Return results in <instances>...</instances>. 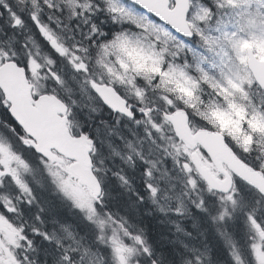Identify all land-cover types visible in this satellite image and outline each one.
Returning a JSON list of instances; mask_svg holds the SVG:
<instances>
[{"label":"snow or ice","instance_id":"6c2138e0","mask_svg":"<svg viewBox=\"0 0 264 264\" xmlns=\"http://www.w3.org/2000/svg\"><path fill=\"white\" fill-rule=\"evenodd\" d=\"M0 111V264H264V0H0Z\"/></svg>","mask_w":264,"mask_h":264},{"label":"trees","instance_id":"16d2710c","mask_svg":"<svg viewBox=\"0 0 264 264\" xmlns=\"http://www.w3.org/2000/svg\"><path fill=\"white\" fill-rule=\"evenodd\" d=\"M148 224H149V226H150V228H151L152 235H153L154 237L157 238V231H159L160 234H161V233H163V234H165V235L168 234V228H167V227H164V226H159V228H158L157 226H158L159 224L156 222L155 219H151V220H149V221H148ZM211 226H212V224H210V223L203 222V221L201 222V228H202L203 230H205V232H206V234H207L208 236H210L209 241H210L211 243H215L216 246H217V250H219V249H220V242H218L217 239L215 238V236L213 235V233H212V229H211ZM158 238H159V237H158Z\"/></svg>","mask_w":264,"mask_h":264},{"label":"rangeland","instance_id":"374dc122","mask_svg":"<svg viewBox=\"0 0 264 264\" xmlns=\"http://www.w3.org/2000/svg\"><path fill=\"white\" fill-rule=\"evenodd\" d=\"M159 226H161V225H158L157 227L159 228ZM173 231H174V230H173ZM159 236H160V232L157 231V239H158Z\"/></svg>","mask_w":264,"mask_h":264}]
</instances>
